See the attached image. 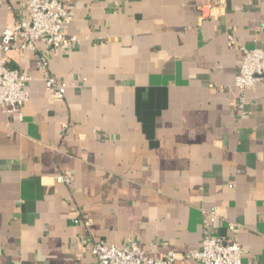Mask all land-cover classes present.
I'll return each mask as SVG.
<instances>
[{
	"label": "crops",
	"instance_id": "0c3cea01",
	"mask_svg": "<svg viewBox=\"0 0 264 264\" xmlns=\"http://www.w3.org/2000/svg\"><path fill=\"white\" fill-rule=\"evenodd\" d=\"M209 1L62 0L72 48L41 38L0 52L32 77L22 119L0 107V264H97V241L155 259L198 250L214 206L215 233L241 244L243 264H264V80L243 111L235 86L240 49L264 51V0H225L215 21L201 16ZM27 2L0 0V43ZM40 56L63 99L47 93ZM65 173L72 184L58 183Z\"/></svg>",
	"mask_w": 264,
	"mask_h": 264
},
{
	"label": "built area",
	"instance_id": "2783aa9c",
	"mask_svg": "<svg viewBox=\"0 0 264 264\" xmlns=\"http://www.w3.org/2000/svg\"><path fill=\"white\" fill-rule=\"evenodd\" d=\"M27 15L24 20L7 28L1 39L0 52L8 53L23 40L22 47L35 49V43L45 38L51 49L63 47L72 48L78 38L68 36L65 27L72 21L74 8L67 6L62 0H28ZM225 0H210L201 7V16L206 20H218L225 14ZM229 47L236 45L233 34H228ZM241 70L235 79V86L242 94L240 109L244 110V94L264 80V51L255 48H241ZM39 70L44 75L47 93L54 99L65 97L66 88L51 74L47 58L38 59ZM32 77L20 73L9 67L7 60L0 57V107L10 115L23 117V108L29 101L28 86ZM58 183L72 184L74 176L71 173L61 174ZM217 207H212L203 215V240L198 250L180 253L169 250L161 259L150 257L137 242L116 245L105 241H97L88 246V250L95 256L97 264H174L182 260H191L195 264H243L244 250L234 238H222L215 231V223L219 219ZM88 228L94 226L91 219L86 218ZM237 226L231 224L229 231L235 233Z\"/></svg>",
	"mask_w": 264,
	"mask_h": 264
}]
</instances>
